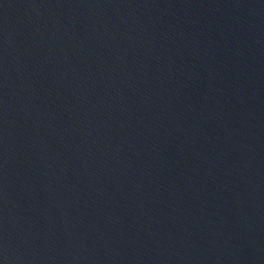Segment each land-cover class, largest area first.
<instances>
[{
    "label": "water",
    "instance_id": "water-1",
    "mask_svg": "<svg viewBox=\"0 0 264 264\" xmlns=\"http://www.w3.org/2000/svg\"><path fill=\"white\" fill-rule=\"evenodd\" d=\"M0 264H264V0H0Z\"/></svg>",
    "mask_w": 264,
    "mask_h": 264
}]
</instances>
